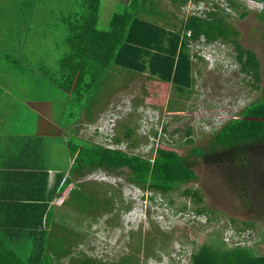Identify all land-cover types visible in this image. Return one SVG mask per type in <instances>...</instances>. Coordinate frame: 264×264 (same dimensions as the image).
Wrapping results in <instances>:
<instances>
[{
	"label": "rangeland",
	"instance_id": "1",
	"mask_svg": "<svg viewBox=\"0 0 264 264\" xmlns=\"http://www.w3.org/2000/svg\"><path fill=\"white\" fill-rule=\"evenodd\" d=\"M74 1L0 0L1 46L13 47V38L19 37L23 60L33 62L35 71L40 68L44 76L52 78L51 89H39L36 94L43 101L53 102L49 114L54 113L51 122L54 127H51L55 130L44 127L39 138L55 146L58 155L48 166L64 173L72 166L68 162V136L64 130L70 122L68 112L70 109L74 112L75 107L73 97L68 104V94L57 83L59 61L66 51L63 43L66 31L60 18L74 9ZM120 1L129 0H102L99 30L108 29L111 16L122 9ZM180 2L147 0L139 8L147 11L142 15L146 21L169 29L175 28L173 25L178 27L182 19L201 10L223 9L229 15L227 22L239 32V44L255 52L264 79V22L259 18L264 14L263 0H203L201 3L188 0L185 5ZM196 44L189 46L190 54L198 56L191 59L194 84L189 92L180 95L157 78L148 79L145 74L116 68L102 84L99 104H96L98 114L93 113L94 107L90 104L84 110L90 115H81L78 123L66 130L68 135L111 148L103 140L104 132L98 134L96 126L104 121L105 115L121 116L116 122L118 138L122 139L119 136L127 130L132 133L128 141H137L139 145L128 150L114 138L116 149L153 160L155 147L158 144L165 147L173 140L174 150L192 168L197 179L163 197L128 182L127 169L117 173L103 170L75 173L72 191L61 192L65 202L51 207L53 218L45 247L50 258L57 252L60 264H81L83 259L90 258L105 264H189L191 254L202 245L221 251L239 247L254 256H264V141L228 162L220 160L219 152L209 147L212 130L259 100L261 91L254 89L253 82L240 73L231 44L218 41L199 50ZM8 53L15 60V52ZM31 85L28 84L29 88ZM31 92L34 97L35 91ZM36 99L39 100L38 96ZM154 109L163 114L161 118ZM154 113L167 131L146 138L154 121L146 116L142 123L140 118ZM10 114L7 118L15 119L16 126L29 125L25 119ZM95 116L92 124L85 123ZM188 127L192 128L191 136L185 135ZM14 135L0 128V160L5 151L10 152L9 140ZM71 143L79 144L75 139ZM194 149L203 151L204 156H197ZM188 189L199 191L200 206L182 195ZM183 206L186 210H181ZM202 207L203 215H197L194 209ZM233 232L241 233L232 237Z\"/></svg>",
	"mask_w": 264,
	"mask_h": 264
},
{
	"label": "trees",
	"instance_id": "2",
	"mask_svg": "<svg viewBox=\"0 0 264 264\" xmlns=\"http://www.w3.org/2000/svg\"><path fill=\"white\" fill-rule=\"evenodd\" d=\"M146 1H120L122 9L111 16L107 30L97 28L102 0H75L74 9L61 15L60 22L66 31L63 41L66 51L59 61L57 83L62 91L68 94V104L70 97H73L75 111L76 108L78 111L73 112L70 109L71 112H68L70 122L69 125H65L66 128L76 125L81 115H90L88 111H84L90 104L94 107V112H99V109H96V104H99L102 84L116 68L132 71L139 75L145 74L148 79L157 78L170 85L180 95H184L192 90L194 84L191 59L198 57L196 54H190L189 46L197 42L195 46L199 50L200 47L204 48L209 44L221 41L224 44L232 45L235 52L234 60L240 73L253 82L254 89H260L261 98L244 107L218 129L212 130L209 147L219 152L220 160L228 162L240 158L246 154L247 149L263 142L264 83L262 86L261 83L264 82V79L260 75V63L254 51L244 49L239 44V32L227 22L226 18L229 15L223 9H205L206 11L201 10L199 14L193 13L182 19L178 27L173 25L175 28H163L146 21L142 16L147 11L141 10L139 7H144L141 4H145ZM187 1L181 0L180 5H185ZM193 1L201 3L203 0ZM242 16H245V13ZM259 18L264 22V14ZM154 110L159 113L158 110ZM155 113L152 115L154 119L157 118ZM162 115L159 113V118ZM125 116L127 115H122V117ZM83 118L86 117L83 116ZM95 118L96 116L92 117L88 122L93 123ZM120 118L121 116L118 120ZM143 118L144 116H141L140 119ZM156 121L150 125L146 138L149 135L158 136L155 126L161 128L162 134L166 133V127L160 126L161 120L156 119ZM116 129L115 123L113 128V133L114 130L115 133L112 136L113 144H115L113 141L115 138L118 145H124L128 150L138 147L137 141H128L132 136L131 132L124 130L123 136H119L122 137L120 139ZM191 133L192 128L188 127L185 135L191 136ZM71 139L77 140L79 144L72 145ZM67 142L73 160L72 171L74 172L103 170L117 173L122 169H127L128 182L142 190L156 192L163 197L170 195L175 188L197 179L192 168L174 150L175 142L173 140L169 141L165 147L156 146V156L153 160L97 146L78 139L76 136L68 135ZM193 153L200 157L204 156V152L201 150L194 149ZM151 155L153 154L151 153ZM216 158L212 157L211 159ZM60 182H56L54 187H57ZM182 195L185 198H192L197 207L202 203V196L198 190L188 189ZM40 208H44V206ZM181 210H186V207L183 206ZM194 211L197 215H203L204 208L194 209ZM28 214L30 213L22 210L18 214L17 225L20 226L23 219L29 218V225L24 229L34 234L38 233L39 237L35 238H38L39 241L36 239L33 244L34 255L20 256L18 254L17 258H10L8 255L0 258V264H60L57 252L54 253V258H50L45 250V247L48 246L47 235L52 222L51 216L45 214V209H41L37 215L38 218H30ZM241 232L235 234L233 232L232 237H237L236 234ZM123 261L126 262V260ZM81 264L105 263L90 258L83 259ZM116 264H121V262ZM189 264H264V256H254L249 250L239 249V247L221 251L202 245L191 254Z\"/></svg>",
	"mask_w": 264,
	"mask_h": 264
},
{
	"label": "crops",
	"instance_id": "3",
	"mask_svg": "<svg viewBox=\"0 0 264 264\" xmlns=\"http://www.w3.org/2000/svg\"><path fill=\"white\" fill-rule=\"evenodd\" d=\"M19 44V37L13 38V47H2L0 44V53H2L0 54V108L8 110V113L0 110V128H6L11 135L20 133L9 140L11 142L10 152L5 151L4 158L0 160L1 259L8 255L10 258H17L18 254L20 256L34 255L33 244L36 239L39 241L38 238H35L39 235L24 229L29 225V218L23 219L21 225L18 226V214L25 210L30 213L28 214L30 218H38L37 215L41 209H45V214L51 216L52 220L51 207L62 205L65 202L66 199H62L61 192L69 193L73 188L71 186L76 183L73 181V176L75 173H79L72 171L73 160L68 142L66 151L68 162L72 165L69 171L64 173L59 168L48 166L49 161L58 155L55 154V146L41 141L39 137H42L44 127L55 130L52 128L54 124L51 123L54 113L49 114L53 102L49 99L50 102L43 101V97L37 95L36 91L39 89L40 91L50 90L52 78L49 75L44 76L43 70L40 68H36L35 71L33 62L23 60ZM8 52H15L13 56L15 60H11L12 54L10 55ZM3 61H6L5 64ZM30 72L32 76H30ZM28 84H32L30 88ZM31 91H35V98ZM24 93L25 95L22 97ZM37 96L40 101L36 99ZM56 103L60 105L59 101ZM10 113H14L20 119H25V122L29 124L26 128H29L30 131L21 125L16 126L18 123L15 119H11L12 117L7 118ZM94 114H98V111H95ZM85 123L92 124L88 121ZM66 129L64 130L65 136H68ZM59 181H61L60 184L54 187ZM41 206L44 208H40ZM17 227L19 229H16Z\"/></svg>",
	"mask_w": 264,
	"mask_h": 264
},
{
	"label": "built area",
	"instance_id": "4",
	"mask_svg": "<svg viewBox=\"0 0 264 264\" xmlns=\"http://www.w3.org/2000/svg\"><path fill=\"white\" fill-rule=\"evenodd\" d=\"M262 6V4H261ZM153 114L151 115H144V118L141 120L142 123L144 122L146 118V116H148V119L151 121V118H152V121H155V119L152 117ZM119 116L118 115H114V114H110V115H105L104 116V121L102 122H99L98 123V126L97 127V131H98V134L100 133V131L104 132V135H103V140L105 141V143L109 146L111 145V148L107 147V149H111V150H119V151H122L120 149H116V145H114L112 143V136H113V128L115 127V122L116 120H118ZM156 124V123H155ZM157 125V124H156ZM157 131H158V136H160V134H162L161 132V128L160 127H157L155 126ZM96 133V132H95ZM159 145V144H158ZM157 145V146H158ZM106 148V147H105ZM156 148V147H155Z\"/></svg>",
	"mask_w": 264,
	"mask_h": 264
},
{
	"label": "clouds",
	"instance_id": "5",
	"mask_svg": "<svg viewBox=\"0 0 264 264\" xmlns=\"http://www.w3.org/2000/svg\"><path fill=\"white\" fill-rule=\"evenodd\" d=\"M214 43H212V44H209L207 47H210V46H212ZM117 121V120H116ZM116 123V122H115ZM114 134V133H113ZM117 146V145H116Z\"/></svg>",
	"mask_w": 264,
	"mask_h": 264
}]
</instances>
